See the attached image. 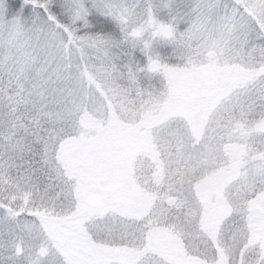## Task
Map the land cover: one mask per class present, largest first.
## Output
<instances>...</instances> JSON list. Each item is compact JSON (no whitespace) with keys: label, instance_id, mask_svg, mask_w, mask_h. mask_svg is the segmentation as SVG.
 <instances>
[{"label":"snow or ice","instance_id":"snow-or-ice-1","mask_svg":"<svg viewBox=\"0 0 264 264\" xmlns=\"http://www.w3.org/2000/svg\"><path fill=\"white\" fill-rule=\"evenodd\" d=\"M0 264H264V0H0Z\"/></svg>","mask_w":264,"mask_h":264}]
</instances>
